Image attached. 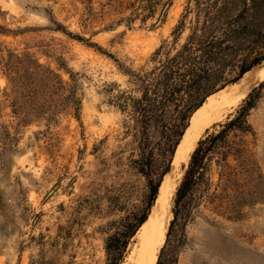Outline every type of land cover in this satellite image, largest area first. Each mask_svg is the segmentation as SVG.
Instances as JSON below:
<instances>
[{
	"label": "rangeland",
	"instance_id": "374dc122",
	"mask_svg": "<svg viewBox=\"0 0 264 264\" xmlns=\"http://www.w3.org/2000/svg\"><path fill=\"white\" fill-rule=\"evenodd\" d=\"M187 1L0 0V264H109V237L147 212L150 176L139 170L134 130L106 88L125 85L116 59L139 68L160 46L166 53L184 41L187 32L175 42L174 30ZM37 63L46 71L35 93L38 114L19 126L12 81L27 80ZM261 68L264 62L235 82L244 97L201 134L200 140L221 130L251 96L244 125L212 150L198 185L178 205L190 159L173 172L156 264H264ZM4 129L16 137L7 147ZM139 230L121 264H134Z\"/></svg>",
	"mask_w": 264,
	"mask_h": 264
},
{
	"label": "trees",
	"instance_id": "16d2710c",
	"mask_svg": "<svg viewBox=\"0 0 264 264\" xmlns=\"http://www.w3.org/2000/svg\"><path fill=\"white\" fill-rule=\"evenodd\" d=\"M184 32L187 35L180 45L166 53L160 46L150 65L134 68L116 59L127 77L125 85L115 82L106 88L110 94L109 103L134 130L139 148V170L150 176L148 210L158 197L163 178L170 170L193 114L210 95L227 84L239 81L248 71L264 62V0H188L174 30L175 42ZM40 67L41 64L37 63L27 75V80H21V77L12 81L16 95L13 112L19 114V126L30 123L38 114L35 93L38 77L43 71ZM43 72L46 73L45 70ZM53 77L55 74H43V79L52 80ZM59 83L63 81L60 79ZM48 85L46 82L45 86ZM26 88L29 93L25 95L23 89ZM27 101L33 105L25 108ZM251 106L250 96L221 130L199 140L177 188V205L198 185L212 150L231 129L244 125L246 111ZM1 138L5 147L16 139L9 129L1 132ZM156 170L159 178L154 181L152 174ZM148 210L123 232L109 237L106 245L109 264H121L130 239L147 220ZM177 215L175 210L171 225Z\"/></svg>",
	"mask_w": 264,
	"mask_h": 264
},
{
	"label": "bare ground",
	"instance_id": "6f19581e",
	"mask_svg": "<svg viewBox=\"0 0 264 264\" xmlns=\"http://www.w3.org/2000/svg\"><path fill=\"white\" fill-rule=\"evenodd\" d=\"M260 75H264V68L260 69ZM243 94L239 91L237 83H234L233 87L222 89L211 95L209 100L193 114L185 139H183L174 157L172 168L165 175L161 184L153 210L138 232V242L136 241L133 251L134 264H156L158 253L165 241L170 219L168 209L170 198L175 190L173 172L181 164L189 161L201 134L208 127L233 112L241 98L244 97ZM184 142L185 148H183Z\"/></svg>",
	"mask_w": 264,
	"mask_h": 264
},
{
	"label": "water",
	"instance_id": "95a60500",
	"mask_svg": "<svg viewBox=\"0 0 264 264\" xmlns=\"http://www.w3.org/2000/svg\"><path fill=\"white\" fill-rule=\"evenodd\" d=\"M170 6V4L169 3H167V5L165 6V8L163 9V13H162V16H163V14L167 11V9H168V7ZM161 22V20L159 21V23ZM190 127V126H189ZM189 127L187 128V130L189 129ZM187 130H186V132H185V134L183 135V137H182V139H181V141H180V144L178 145V147H177V150H178V148H179V146L181 145V143L183 142V139H185V135H186V133H187ZM183 148H185V142L183 143ZM177 150H176V152H177ZM176 152H175V156H176ZM174 156V157H175ZM172 166V165H171Z\"/></svg>",
	"mask_w": 264,
	"mask_h": 264
}]
</instances>
